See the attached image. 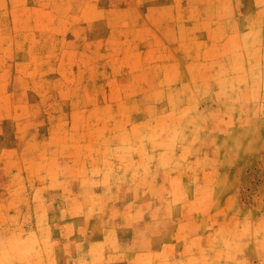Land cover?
I'll return each mask as SVG.
<instances>
[{
	"label": "rangeland",
	"instance_id": "374dc122",
	"mask_svg": "<svg viewBox=\"0 0 264 264\" xmlns=\"http://www.w3.org/2000/svg\"><path fill=\"white\" fill-rule=\"evenodd\" d=\"M0 264H264V0H0Z\"/></svg>",
	"mask_w": 264,
	"mask_h": 264
}]
</instances>
